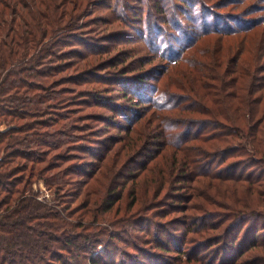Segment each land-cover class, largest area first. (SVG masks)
<instances>
[{"label": "trees", "instance_id": "1", "mask_svg": "<svg viewBox=\"0 0 264 264\" xmlns=\"http://www.w3.org/2000/svg\"><path fill=\"white\" fill-rule=\"evenodd\" d=\"M83 6L81 0H0V121L5 123L8 118L19 119L17 108L20 111L31 109L39 115V106L58 107L63 103L59 98L60 92L56 90L51 91L46 100H34L30 93L61 84L60 79L49 82L50 78L64 71L62 64L49 62L54 58L51 49L58 44L57 35L61 31L82 30L83 26H79L78 21ZM194 18L200 20L203 26H196L194 30L197 34L202 29V35L199 34L197 39L201 43L216 40L221 44L217 51L206 57L208 51L202 50L203 54L200 55L206 57V63L202 64L195 61V53L191 52L194 46L182 42L178 44L179 50L173 52L174 61L179 63L176 69L180 76L187 79L183 87H173L181 94L169 91L172 87L168 80L173 75V69L165 70L159 80L162 89L153 91L148 101L143 98L149 104L145 115L150 116L129 117L112 108L114 114L127 123V126L118 125L114 129L127 136L134 132V136H137L128 140L129 147L136 148L131 151L132 155L138 149V144L142 142L144 147L150 137L160 140L155 154L160 155L163 150L171 152L172 156L177 154L174 151L179 153L175 163L178 171L184 175V183L200 182L204 187L202 194H196L186 186L189 194L178 198L187 203L192 200L212 205L213 212L208 215L215 219L201 223L198 219L189 218L182 235H198L206 245L217 248L207 264H238L241 262L239 257L247 250L257 248L264 239V236L258 238V233L264 232V76L254 75L264 74L256 66V45L260 47V34L263 31L259 25L264 21L247 22L242 29V24L237 21L223 22L222 28L209 29L206 18ZM174 28L181 32L180 35H185V30L178 25ZM223 42L226 45L221 50L219 48ZM237 50H243L247 55L235 62L232 57L238 54ZM195 52L199 55L197 49ZM195 69L192 76L190 71ZM192 100L194 104L195 100L198 101L199 107L198 104L194 108L184 106L185 103H192ZM7 107L10 108L8 111ZM166 113H171V116ZM198 115L203 117V124H193ZM63 119L59 120L63 122ZM36 124L47 129L52 127ZM65 125H62V129ZM152 125L155 130L151 132L153 135H146L145 131L151 129ZM19 133H24V130L11 128L0 133L1 148L4 151L12 149L4 159H0V212H3L0 215V264H83L79 263L80 257L86 261L85 264H114L113 257L107 254V243H101L92 234L76 233L86 231L90 226L63 222L58 212L49 213L43 201L25 196L29 191L28 186L34 181H41L45 189H52L53 194L59 195L70 183L66 178H90L91 171L82 172L81 168L65 166L75 158H59L60 149L63 148L64 153L73 150L70 148L71 135L68 136V132L57 135L45 132L40 134L44 140L35 134L30 140L13 136ZM55 136L58 137L56 142L53 140ZM187 145L192 147L187 148ZM44 148L47 150H42ZM23 149L29 154L21 152ZM35 152L45 156L52 152L56 154L45 160L41 156L34 157ZM168 159V156H164V161ZM19 160L27 163L21 164ZM253 165H259V170L254 168V172H251ZM166 179L162 183H169ZM222 185L229 190L227 196L222 194ZM238 188H244L246 194L233 197L232 190L237 192ZM176 208L185 212L193 209L191 205L180 204ZM86 212H91V209ZM47 218L56 222L48 225L50 235L41 232ZM248 223L255 228L254 231L250 233V229L243 228L234 234L236 227ZM215 230L217 234L213 237L211 232ZM229 235L232 237L230 241L227 240ZM213 238H216L215 242H212ZM174 251L177 256L170 263H180L183 250L178 248ZM185 257L186 261L192 260L191 256ZM203 258H200L201 261Z\"/></svg>", "mask_w": 264, "mask_h": 264}, {"label": "rangeland", "instance_id": "2", "mask_svg": "<svg viewBox=\"0 0 264 264\" xmlns=\"http://www.w3.org/2000/svg\"><path fill=\"white\" fill-rule=\"evenodd\" d=\"M81 1L84 6L78 25L83 26L82 30L66 33L61 31L57 35L58 44L55 47L52 45L51 49L54 58L49 62L62 64L64 71L50 78L49 82L60 79L61 84L52 89L30 93L34 100H46L49 93L56 90L60 92L59 98L63 103L58 107L45 104L39 106V115L34 114L31 109L20 111L17 108L19 119L8 118L5 123L0 121V133L18 128L24 130V133L13 136L30 140L39 135L42 140L43 135L40 134L45 132H54L55 135L68 132L72 142L70 148L73 150L64 153L63 148L60 149L59 158H75L65 166L81 168L82 172L91 171L92 175L87 179L76 176L66 178L70 183L59 195L53 194L52 189H45L41 181H34L28 186L29 191L25 196L43 201L49 213L58 212L63 218L62 221L90 226V229L76 233L92 234L101 243H107V254L113 257L114 264H171L170 260L177 256L174 250L178 248L183 250V254L180 263L176 264H207L217 248L206 245L205 240H201L198 235L183 236L182 233L189 218L198 219L201 223L214 221V217L208 215L213 212V207L204 201L191 200L187 203L178 198L189 194L186 186L196 194H202L203 184L193 181L184 183V175L182 171H178L179 167L175 163L179 155L177 151H174L178 154L176 156L165 150L160 155L155 154L160 142L158 138L150 137L144 147L140 142L132 155L131 151L136 148H130L128 140L137 136H134V132L127 136L126 133L114 129L118 125L127 126V123L121 121L112 108L129 117L145 115L149 105L146 101L150 100L153 91L162 89L159 80L165 70L170 68L173 69V77L168 80L172 87L169 91L181 94L173 87H183L187 79L180 76L176 69L179 63L174 61L173 52L179 50L177 45L182 42L187 46H194L191 52L195 53V61L202 64L221 45L216 43L215 38L209 43H201L197 39L199 34L202 35V29L197 34L194 30L196 26H203L194 17L206 18L209 29H220L223 22L235 21L242 24V29L247 22L264 21V0ZM177 25L185 30L184 36L174 28ZM259 29L263 30L260 34V47H264V22L259 25ZM225 45L223 42L219 49L224 50ZM260 47L256 45V66L264 71V49ZM196 49L198 52L201 49L199 55L196 54ZM202 50L208 51L205 53L208 54L206 57L200 55L203 54ZM237 51L238 54L232 57L235 62L247 55L243 50ZM58 58H61L60 61ZM195 71L196 69L190 71V74L193 76ZM254 75L264 76L263 72ZM126 87L129 88L122 89ZM195 104L199 107L198 101L195 100ZM195 104L192 100V103H185L184 106L194 108ZM6 109L8 111L10 108ZM166 114L171 116V113ZM145 116L148 118L150 115ZM62 118L65 121L59 120ZM203 120V117L195 116L193 124H203ZM37 122L52 127L43 128ZM63 124H66L64 129ZM153 131L154 125L145 134ZM190 147L192 146L187 145V148ZM11 150L4 151L1 148L0 159H4ZM21 152L29 154L26 149ZM54 154L56 153L52 152L45 156L38 152L33 153L34 157L41 156L45 160H49ZM164 156L169 159L164 161ZM18 162L27 163L24 160ZM258 166L253 165L251 172L259 170ZM51 173L53 172L49 174ZM164 179L169 183H162ZM220 189L227 196L229 190L223 185ZM243 189L238 188L237 192L232 190L233 197L245 195L247 191ZM209 192L212 194L213 191L210 189ZM178 204L191 205L193 209L185 212L176 208ZM87 209H91V212H86ZM54 223L56 222L50 218L45 219L43 224L47 229L44 227L42 234L50 235L47 232L48 225ZM250 225H239L234 229V234L243 228L250 229L251 233L255 228ZM211 234L215 237L217 230ZM258 234V238L264 236V232ZM231 238L229 235L227 240L230 241ZM215 240L213 238L212 242ZM263 240L257 248L247 250L239 257L241 262L238 264H264ZM185 256H191L192 260L186 261ZM202 256L204 258L201 261ZM80 262L86 263L81 257Z\"/></svg>", "mask_w": 264, "mask_h": 264}]
</instances>
